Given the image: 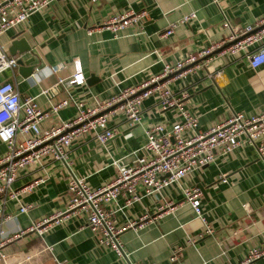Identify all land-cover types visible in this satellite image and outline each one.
I'll return each mask as SVG.
<instances>
[{"label":"crops","instance_id":"1","mask_svg":"<svg viewBox=\"0 0 264 264\" xmlns=\"http://www.w3.org/2000/svg\"><path fill=\"white\" fill-rule=\"evenodd\" d=\"M126 9L146 11L140 26H129L115 38L105 29L87 33L103 19ZM192 11L193 20L162 35L170 23ZM262 16L264 0H221L220 9L211 0H54L30 14L23 26L0 34V45L6 51L13 38H24L36 63L33 79L21 77L16 66L14 75L8 70L1 72L0 82L13 83L21 96H34L42 110L67 94L84 104L102 101L123 87L159 73L164 63L171 64L188 52L212 45L230 28L252 24ZM223 18L227 25H223ZM17 55L25 59L29 53ZM73 60L79 62L85 80L90 75L97 80L54 90L58 77L73 72ZM57 63L61 68L50 72ZM47 89L52 95L42 94ZM169 89L180 96L179 105L185 111L196 115L197 128L202 130L232 112L251 115L264 111V63L252 69L245 58L224 54L212 59L208 68L174 78ZM74 114L75 108L67 105L43 118L40 127L69 120ZM178 119L177 106L161 109L150 95L140 103L139 123L128 127L121 114L111 117L108 125L116 134L104 143L92 133L78 139L67 150V166L43 158L39 164L20 170L12 183L14 188L40 176L45 181L19 193V202L30 205L26 212L19 213L14 200L5 203L3 211L11 215L3 224L5 233H17L30 222L64 208L68 169L85 177L89 186L98 187L114 175V161H132L135 150L144 142V127L158 122L168 127ZM3 150L0 143V153ZM180 184L200 189V207L211 234L198 237L203 223L182 201L178 187L171 184L159 197L145 196L115 213L119 227L146 217L139 226L125 227L118 234L122 257L96 241L80 214L67 218L42 237L32 233L16 236L3 251L9 254V260L16 258L14 262L22 252H37L34 259L21 264H234L248 248L264 242V151L259 155L252 145L240 144L229 153L215 154L212 162L186 174ZM121 201L118 197V203ZM163 204L172 208L165 211ZM188 237L194 238L192 243L185 242ZM45 246H50V251ZM174 246L182 247V255L171 262L168 258ZM252 264H264V256Z\"/></svg>","mask_w":264,"mask_h":264},{"label":"built area","instance_id":"2","mask_svg":"<svg viewBox=\"0 0 264 264\" xmlns=\"http://www.w3.org/2000/svg\"><path fill=\"white\" fill-rule=\"evenodd\" d=\"M52 1L54 0H0V34L23 26L30 14L44 9ZM90 2L94 3L96 0ZM211 2L220 9L221 0ZM145 18V10L126 9L103 19L96 26L87 29V33L105 29L115 38L129 26H140ZM194 18L193 11L183 15L170 23L162 35L172 32L178 24H188ZM224 24L227 25L225 18ZM224 54L245 58L252 69L263 64L264 16L252 24L230 28L216 43L202 46L195 52H188L171 64L164 63L159 73L150 75L134 86L123 87L107 99L93 100L90 104L74 100L67 94L66 98L51 103L46 110H42L34 96H21L13 83L1 81L0 143L4 145V150L0 153V264H21L23 261H31L37 255V252L25 251L20 254L18 261L14 262L16 258L9 260V254L3 251V247L14 237L26 233L42 237L67 218L79 214L85 218L96 241L122 257L124 254L118 234L125 227L139 226L146 217L140 216L138 223L128 221L123 227H119L116 225L115 213L145 196L159 197L162 190L171 184L178 187L182 201L190 205L195 216L203 223L204 229L198 237L211 234L212 230L205 224L200 207V189L194 185H181L180 180L191 171L212 162L215 154L229 153L240 144L252 145L262 155L264 111L251 115L232 112L223 120L201 130L197 128L196 115L188 113L179 105L180 96L173 95L169 83L187 72L201 67L208 68L212 59ZM18 57L17 54H8L0 45V73L8 70L14 75ZM72 67L71 75L56 79L54 90L65 85L84 84L79 62L73 60ZM60 68L61 64L57 63L50 67V72L55 73ZM32 76L33 73L25 78L33 79ZM41 92L47 96L52 95L48 89ZM150 95L155 97L161 109L177 106L179 119L168 127L159 122L144 127V142L135 150L136 155L132 161L125 164L114 161V175L98 187L89 186L85 177L75 175L68 169L63 195L64 208L30 222L17 233H5L3 224L11 218V215L3 211L5 203L14 200L18 206L17 211L26 212L30 205L19 202V193L28 192L37 183L45 181L40 176L30 183L14 188L12 183L20 170L39 164L43 158L59 160L67 166V150L78 139L92 133L99 143H104L116 134L115 128L108 125L111 117L121 114L128 127L139 123L140 103ZM67 105L75 108L72 118L46 128L40 127L43 118L49 114L55 115L60 108ZM220 179L225 181L223 176ZM118 197H122L121 203H118ZM163 205L167 207L165 211L172 208L169 204ZM161 209L159 206L158 210ZM193 240L194 238L188 237L185 242L192 243ZM44 248L50 251V246ZM181 255L182 247L174 246L168 259L171 262L178 261ZM262 256L264 242L248 248L243 257L234 264H252Z\"/></svg>","mask_w":264,"mask_h":264},{"label":"water","instance_id":"3","mask_svg":"<svg viewBox=\"0 0 264 264\" xmlns=\"http://www.w3.org/2000/svg\"><path fill=\"white\" fill-rule=\"evenodd\" d=\"M7 51L10 55L28 52L29 56L25 59L20 56L16 59L17 72L23 78L29 76L33 72L36 66L35 56L33 54L31 46L25 41L24 38H13L7 48ZM95 80H97V78L93 75H90L89 78L85 80V83L90 85Z\"/></svg>","mask_w":264,"mask_h":264}]
</instances>
